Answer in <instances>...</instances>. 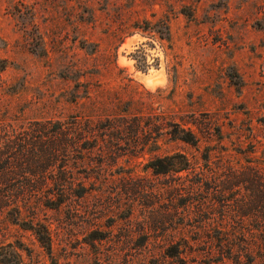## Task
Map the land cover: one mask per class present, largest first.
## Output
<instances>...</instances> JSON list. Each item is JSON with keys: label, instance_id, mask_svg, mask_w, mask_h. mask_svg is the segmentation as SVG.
Here are the masks:
<instances>
[{"label": "rangeland", "instance_id": "rangeland-1", "mask_svg": "<svg viewBox=\"0 0 264 264\" xmlns=\"http://www.w3.org/2000/svg\"><path fill=\"white\" fill-rule=\"evenodd\" d=\"M87 108L103 110L92 118L119 125L111 138H119L121 153L102 166L101 192L59 210L37 208L50 229L49 253L1 209L0 243L18 246L22 264H220L207 261L194 236L171 230L180 207L168 204V175L145 168L152 154L123 148L133 124L146 150L158 120L191 128L195 121L219 127L236 166L242 150L264 156V0H0V167L6 161L10 172L0 186L13 189L12 201H22L14 188L42 181L36 165L13 157L11 140L34 131L33 121ZM157 142V155H198L206 144L201 139L196 151L165 135ZM229 195L246 206L216 212L225 229L199 240L214 246L216 237H227L240 264H264V213L245 211L257 198L242 184ZM90 230L105 239L92 241ZM243 242L250 252L241 250Z\"/></svg>", "mask_w": 264, "mask_h": 264}, {"label": "trees", "instance_id": "trees-1", "mask_svg": "<svg viewBox=\"0 0 264 264\" xmlns=\"http://www.w3.org/2000/svg\"><path fill=\"white\" fill-rule=\"evenodd\" d=\"M96 112L93 108H87L81 114L69 115L64 119L33 121L32 124L36 125L34 131L25 133L26 137L23 134L11 140L13 146H9L10 153L13 157L19 155L27 167L36 165L42 185L39 188H14L22 194L20 202L11 200L13 189L0 186V209L6 210L10 223L29 231L47 253L51 248L50 229L46 220L38 216L37 208L42 206L59 210L62 206H70L89 196L92 191L99 194L106 179L102 166L108 160L117 159L121 153L119 138H111V132L118 130L119 125L102 123L98 118H92L102 114L103 110ZM103 115L110 120L113 118L112 114ZM133 117L135 116L131 118ZM190 123L192 128L177 122L168 124V121L158 120L152 129L153 147L146 150L143 146L138 147L135 134L140 131V126L133 124L131 139L124 142L123 149L130 153H151L145 168L153 175H168V204L175 212L180 207L181 218L172 225L173 232L178 231L182 235L188 233L194 236V240L203 243L207 248L205 253L208 262L227 264L230 259L234 264H240L239 254L233 252L235 244L229 238L218 236L213 246L212 242L199 240V237L210 229H225L222 225L225 219L215 218L216 212L225 215L233 210V206L236 209L241 205L246 206L244 202L231 201L229 192L238 184L252 191L253 197L257 198L250 202L251 208H246L245 211L250 209L264 213L263 193L259 190L264 188V156L258 158L253 155V150H242L240 153L243 161L236 166L232 162L234 155L221 144L217 125L210 122ZM160 135L179 140L196 151L199 150L201 139L206 144L198 155L188 156L180 151L157 155L155 152L159 149L157 141ZM6 164L5 161L0 167V180L9 177ZM131 176L128 175V178H133ZM155 191L156 194L159 193V188ZM132 218V209L128 207L127 215L123 218L128 228ZM88 234L92 241H101L106 237L104 232L98 230H90ZM142 235L143 239L147 238L146 229L142 231ZM126 236L130 237V234L126 233ZM249 243L243 242L241 250L250 252ZM215 251L216 256H212ZM249 263L253 264L251 259ZM0 264H22L18 246L10 242L0 243Z\"/></svg>", "mask_w": 264, "mask_h": 264}, {"label": "bare ground", "instance_id": "bare-ground-1", "mask_svg": "<svg viewBox=\"0 0 264 264\" xmlns=\"http://www.w3.org/2000/svg\"><path fill=\"white\" fill-rule=\"evenodd\" d=\"M153 79H154L153 77H152V78L150 77V78H149V81H152Z\"/></svg>", "mask_w": 264, "mask_h": 264}]
</instances>
